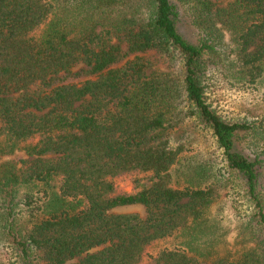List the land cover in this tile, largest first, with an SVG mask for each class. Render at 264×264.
<instances>
[{
	"label": "trees",
	"instance_id": "trees-1",
	"mask_svg": "<svg viewBox=\"0 0 264 264\" xmlns=\"http://www.w3.org/2000/svg\"><path fill=\"white\" fill-rule=\"evenodd\" d=\"M220 83L264 107V0H0V264H264V115Z\"/></svg>",
	"mask_w": 264,
	"mask_h": 264
},
{
	"label": "rangeland",
	"instance_id": "rangeland-1",
	"mask_svg": "<svg viewBox=\"0 0 264 264\" xmlns=\"http://www.w3.org/2000/svg\"><path fill=\"white\" fill-rule=\"evenodd\" d=\"M211 101L213 102L214 106L218 107L220 112H224L223 114L228 118L247 116L257 120L260 119L262 115H264L263 105L257 104L253 97H250L243 91L237 90L235 87H229L225 83H220L214 88V93L211 95ZM193 134V136L199 142L196 145V149L201 150L204 153L212 152L214 146L209 136L206 134L201 135L198 132H193ZM127 186V184H124V187L127 188ZM233 196L234 195L232 191L221 190L220 198L215 205V211L221 214L226 220L225 225L229 228L227 241L230 245L233 244L237 235L234 212L230 206V200L233 199ZM113 212L115 214L137 213L142 217L146 216V211L143 206L122 207L113 210Z\"/></svg>",
	"mask_w": 264,
	"mask_h": 264
}]
</instances>
